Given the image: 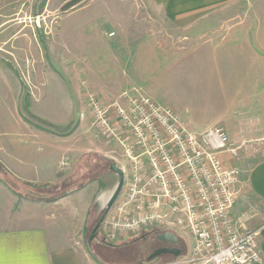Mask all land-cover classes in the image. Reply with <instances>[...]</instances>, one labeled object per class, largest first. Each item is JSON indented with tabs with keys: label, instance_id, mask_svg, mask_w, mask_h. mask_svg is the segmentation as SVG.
Wrapping results in <instances>:
<instances>
[{
	"label": "crops",
	"instance_id": "obj_1",
	"mask_svg": "<svg viewBox=\"0 0 264 264\" xmlns=\"http://www.w3.org/2000/svg\"><path fill=\"white\" fill-rule=\"evenodd\" d=\"M142 1L182 32V42L173 51L157 40L155 32L139 30L142 21L121 23L135 30L126 50L134 60L132 67L146 64L148 87L143 89L149 96L173 109L193 131L218 125L230 140H264V0ZM110 55V65L113 60L121 62L120 55ZM53 65L26 70L22 75L30 81L27 90L17 77L9 91L13 111L25 103L30 114L57 130H47L16 112L15 126L0 139L4 170L0 168V176L5 179L0 178V264H90L77 243L90 218L101 211L96 200L109 187L101 189L98 182L107 173L105 160L119 168L125 165L113 140L91 127L89 134L79 132L86 120L90 122L87 96L93 87L89 81L99 83L95 89L103 102L115 98L125 85L113 88L84 73L86 86L77 69L64 71L54 60ZM157 67L164 79L154 91ZM44 101L52 111L43 108ZM119 103L128 105L126 99ZM259 149L264 154V146ZM222 157L240 171L233 187L238 199L232 218H244L248 227L259 231L264 257V156L250 165L239 152ZM77 170L95 176L74 182ZM115 175L107 176L112 182Z\"/></svg>",
	"mask_w": 264,
	"mask_h": 264
},
{
	"label": "rangeland",
	"instance_id": "obj_2",
	"mask_svg": "<svg viewBox=\"0 0 264 264\" xmlns=\"http://www.w3.org/2000/svg\"><path fill=\"white\" fill-rule=\"evenodd\" d=\"M67 1L4 0L0 5V139L15 126L14 114L17 112L22 116L21 110L25 111V103L23 107L20 106L21 108L13 111L9 91L17 77L27 90L30 81L28 78L24 81L22 75L26 74V70L31 68L34 71L43 67H55L54 60V63L64 71L68 68L77 69L80 75L78 78L82 80L83 85L88 86V81H83L84 73L112 84L113 88L123 83L125 89L116 93L115 98H106L105 103L125 101L127 96L136 94L149 96V94L143 89V87L145 89L148 87L146 64L132 67L134 60L128 58L129 53L126 50L127 42L131 43L133 37L136 36L135 30L121 27V23L132 19L142 21L144 25L139 30L155 32L157 40L169 44L173 51H177L182 42L181 30L167 23L166 18L157 8L145 4L142 0H82L64 9ZM114 32L117 35L109 38L114 35ZM117 41L118 45L115 44ZM111 53L112 56L113 54L120 55L121 62L113 60L110 65ZM122 71L125 72L124 75ZM162 72L163 70L156 68V80L151 85L154 91H158L163 84ZM89 83L93 87L89 93L97 94L95 88H99V83L92 80ZM43 103L46 111L53 110L51 106H47L45 101ZM179 121L188 128L180 118ZM77 126H79L78 123L73 128ZM213 127L220 126L214 125ZM89 131H91L90 123L86 120L79 132L82 135L89 134ZM231 141L239 145L237 154L239 152L240 157L248 165L264 156L260 154L259 149L264 146V140H238L231 137ZM106 144L110 148V144ZM98 162L100 164L101 161L98 160ZM113 173L109 171L108 175ZM92 176H95V173L89 171L81 173L77 170L73 181L83 182ZM117 183V175L112 176V183L96 200V205L101 211L96 217L90 218L84 234L80 236L77 243L83 259L90 264L99 262L104 264H168L186 254L191 239L188 235L180 234L177 235L181 250L179 256L161 254L149 259V255L155 249L173 244L160 241L150 234L142 235L145 231L152 230L160 233L162 231L159 228L147 229L138 233L119 231L117 236L110 237L112 227L108 221L112 218L121 221L122 216L116 212V206L125 203L127 191L126 187H122L115 202L107 210L106 203ZM95 226L97 229L91 238Z\"/></svg>",
	"mask_w": 264,
	"mask_h": 264
},
{
	"label": "built area",
	"instance_id": "obj_3",
	"mask_svg": "<svg viewBox=\"0 0 264 264\" xmlns=\"http://www.w3.org/2000/svg\"><path fill=\"white\" fill-rule=\"evenodd\" d=\"M126 100L125 107L87 96L90 127L113 140L125 161V203L116 206L122 219L108 221L110 237L159 228L191 239L187 253L168 264H264L259 231L231 214L240 171L222 154L236 156L239 145L221 127L186 128L150 96Z\"/></svg>",
	"mask_w": 264,
	"mask_h": 264
},
{
	"label": "water",
	"instance_id": "obj_4",
	"mask_svg": "<svg viewBox=\"0 0 264 264\" xmlns=\"http://www.w3.org/2000/svg\"><path fill=\"white\" fill-rule=\"evenodd\" d=\"M109 168L111 171L115 172L118 176V183L112 193V195L110 196L109 200L106 203V209L108 210L112 204L115 202L116 198L118 197V195L120 194L122 187H123V182H124V174L121 168L117 167L114 163H111L109 165ZM97 226L94 227L92 233H91V238L94 236V232L96 231ZM157 238L159 240L162 241H167V242H171V243H175L178 241V237L176 234H174L171 231H165V232H160L157 236ZM181 253L180 249L177 248H170V247H159L157 249H155L150 255H149V259H153L161 254H170L173 255L175 257L179 256Z\"/></svg>",
	"mask_w": 264,
	"mask_h": 264
},
{
	"label": "trees",
	"instance_id": "obj_5",
	"mask_svg": "<svg viewBox=\"0 0 264 264\" xmlns=\"http://www.w3.org/2000/svg\"><path fill=\"white\" fill-rule=\"evenodd\" d=\"M80 1H82V0H68L65 4H64V9H67V8H69V7H71V6H73V5H76L77 3H79ZM21 114H22V116L25 118V119H27V120H29V121H33V120H36L37 121V123H39L41 126H43V128H45V129H47V130H57V127H55V126H53V125H51V124H49V123H47V122H45V121H42V120H40V119H38V118H36V117H34L32 114H30L26 109H25V111L23 110H21ZM66 130H68V129H66ZM112 163V161L111 160H105V170H106V172L108 173L109 171H110V168H109V165ZM0 168L2 169V167H1V165H0ZM3 170V169H2ZM3 172H4V170H3ZM107 173H105V174H103L102 175V177L101 178H99V188H101V189H104L105 187H106V185H110L112 182L110 181V179L108 178V174ZM0 178L1 179H3V177H1L0 176ZM3 180H5V179H3ZM20 195H23V196H25V194L24 193H19ZM100 264H104V263H101V262H99Z\"/></svg>",
	"mask_w": 264,
	"mask_h": 264
},
{
	"label": "flooded vegetation",
	"instance_id": "obj_6",
	"mask_svg": "<svg viewBox=\"0 0 264 264\" xmlns=\"http://www.w3.org/2000/svg\"><path fill=\"white\" fill-rule=\"evenodd\" d=\"M145 234H150L151 236H153L154 238H157V236H158V232H154L153 230L152 231H145L142 235H145ZM158 239V238H157ZM159 240V239H158ZM160 241H162V240H160ZM180 242V240L178 239V241L177 242H175V243H173L172 245H169V246H166V247H172V248H177V249H180V245H178V243ZM171 243V242H170Z\"/></svg>",
	"mask_w": 264,
	"mask_h": 264
}]
</instances>
